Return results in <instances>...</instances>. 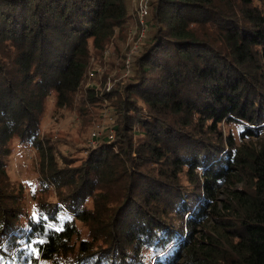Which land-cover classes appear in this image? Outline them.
I'll list each match as a JSON object with an SVG mask.
<instances>
[{
  "label": "trees",
  "instance_id": "16d2710c",
  "mask_svg": "<svg viewBox=\"0 0 264 264\" xmlns=\"http://www.w3.org/2000/svg\"><path fill=\"white\" fill-rule=\"evenodd\" d=\"M131 2L0 0V264H264V0H149L128 73L84 86ZM51 96L110 109L85 155L42 136Z\"/></svg>",
  "mask_w": 264,
  "mask_h": 264
},
{
  "label": "rangeland",
  "instance_id": "374dc122",
  "mask_svg": "<svg viewBox=\"0 0 264 264\" xmlns=\"http://www.w3.org/2000/svg\"><path fill=\"white\" fill-rule=\"evenodd\" d=\"M133 7L136 11V16L138 23L136 26L134 24L129 27L127 40L116 41L115 36H111L108 42L104 44V49L102 52L92 57L94 61L91 66L95 68L93 71H89V76L92 78H86L85 85H99L98 79L103 75L102 72L105 70V84L110 85L112 78L120 73V55L126 53L124 58L126 75L129 71V61L133 52H135L142 42V39L146 34V27L144 25L146 15H142L138 12V4L140 0H131ZM149 9V6H148ZM140 13V14H139ZM141 18L143 23H141ZM138 28V30L136 29ZM138 33L137 37L135 34ZM124 42V43H123ZM96 72V73H95ZM121 77V76H120ZM118 77V78H120ZM46 110L42 121H40V131L42 136L45 138H54L55 146L60 149H66L63 151H73L75 149V158L78 155H85L82 151L84 146L95 143V138L99 136L111 122V112L110 109L106 108L105 104L101 105L102 111H97V109L92 108L94 113H101V117L94 121V126H89L82 123V119L75 114L74 110L63 108L57 106L55 102V97L51 96L46 102ZM109 135L111 132L108 130ZM90 142V143H89ZM21 145V144H17ZM75 146V147H74ZM73 149V150H72ZM11 175L16 176L24 187L26 193H28L29 187L38 186L36 181L37 171L36 162L38 160V155L32 148L22 146L16 148L14 155L11 157ZM79 161V160H77ZM79 163V162H78ZM27 202H29L28 195L25 194ZM29 204V203H27ZM25 210L32 209L31 205H25Z\"/></svg>",
  "mask_w": 264,
  "mask_h": 264
},
{
  "label": "built area",
  "instance_id": "2783aa9c",
  "mask_svg": "<svg viewBox=\"0 0 264 264\" xmlns=\"http://www.w3.org/2000/svg\"><path fill=\"white\" fill-rule=\"evenodd\" d=\"M148 4L149 0H140L138 4V12H140L142 15H145L148 12ZM140 21L143 23L142 18Z\"/></svg>",
  "mask_w": 264,
  "mask_h": 264
}]
</instances>
